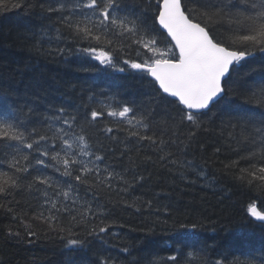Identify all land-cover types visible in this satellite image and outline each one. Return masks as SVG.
Instances as JSON below:
<instances>
[{
	"label": "trees",
	"instance_id": "trees-1",
	"mask_svg": "<svg viewBox=\"0 0 264 264\" xmlns=\"http://www.w3.org/2000/svg\"><path fill=\"white\" fill-rule=\"evenodd\" d=\"M121 2L126 11L136 14L148 7L147 0ZM5 3L6 7H0V108L22 113L32 109L29 129L42 127L45 118L60 108L82 120L86 112L97 107L98 101L113 103V106L115 102L130 106L135 102L138 107H145L144 102L151 101L150 106L155 108L153 121H160L165 109L172 115L177 114L175 99H160L149 84L151 78L142 79L141 74L131 69L117 71L80 53L78 49L89 47V42L74 40L61 23V13L47 11L49 7H56V0H5ZM150 13L151 9L149 23ZM225 31L226 26H217L211 34L218 38ZM160 39L164 47V36ZM56 49L64 51L57 54ZM250 50L253 55L236 66L232 81L226 86L232 89L226 97L231 103L225 105L221 101L212 106L186 148L182 145L179 151L165 149L174 153L169 161H161L159 157L163 153L155 152L146 143L138 152L129 154L132 165L127 155L121 159L119 151L108 153L107 162L117 171L134 167L135 173L145 179L129 194H98L99 203L110 213L109 220L115 221L108 233L102 234V239L89 235L84 226L73 227L71 233L60 231L67 224V216L62 217L63 225L53 228L33 219L40 202L35 188L31 192L22 188L7 198L0 197V204L4 205L0 207V264H100L102 258L108 259L109 264H151L152 261L186 264L189 251L199 252L207 264H212L221 255L229 260L234 257L243 260L250 254L264 255V227L250 221L245 214L249 202L264 201V190L237 179L240 169L260 164L258 158L240 159L247 156L252 146L241 142L242 133L247 132L237 117L245 114L242 110H250L247 114L256 120L264 113V107L249 101L251 91L264 87V53ZM113 119L105 115L96 122L97 128L112 127L114 132L107 135L123 139L125 133L115 131L117 125ZM92 131L95 142L105 149L113 147L105 134ZM180 131L192 130L185 127ZM131 143L136 145L134 139ZM4 159L0 155V161ZM173 160L177 163H171ZM232 161H238L236 166L225 168ZM3 168L7 170L6 163ZM201 171L205 176L198 175ZM39 174L30 170L21 183L26 185ZM43 174L62 184L73 182L53 168L44 169ZM131 177L129 172L127 178L131 180ZM79 191L84 196L86 188L81 186ZM134 198L139 200L130 206ZM149 200L151 209L142 204ZM193 223L198 227H181ZM24 224L30 226L34 236L26 234ZM17 232L19 236L15 235ZM73 239L83 243L70 245L68 242ZM124 248L129 252L125 253ZM172 255L177 256L175 262L167 260Z\"/></svg>",
	"mask_w": 264,
	"mask_h": 264
},
{
	"label": "snow or ice",
	"instance_id": "snow-or-ice-1",
	"mask_svg": "<svg viewBox=\"0 0 264 264\" xmlns=\"http://www.w3.org/2000/svg\"><path fill=\"white\" fill-rule=\"evenodd\" d=\"M147 2L148 7L139 14L126 11L121 0H56V7H49L47 11L61 13V23L74 40L89 42V47L78 49L80 53L117 71L131 69L141 74L142 79L151 78L149 84L160 99L175 98L176 115L165 109V116L160 121H153L151 117L155 108L150 106L151 101L144 102L145 107H138L135 102L131 106L115 102L113 106V103L98 101L97 107L86 112L82 120L60 108L45 118L42 127L29 129L27 124L31 120L28 117L32 109L22 113L12 108H0V155L5 158L0 161V197L7 198L22 188L29 192L35 188L40 202L33 219L41 220L50 228L63 225L62 217L67 216V224L60 227V231L71 233L73 227L84 226L89 235L102 239V234L108 233L115 221L109 220L110 213L99 203L98 194H129L145 179L135 173L134 167L117 171L107 162L108 153L119 151V157L122 159L127 155L132 165L129 154L138 152L146 143L155 152L163 153L159 157L161 161H169L174 153L165 152V149L179 151L182 145L186 148L202 127V117L211 111V107L221 101L225 105L231 103L226 97L232 89L226 86L232 81L236 66L253 55L250 49L264 53V0ZM12 6L19 7L18 4ZM0 7H6L5 0H0ZM149 9L151 23L148 22ZM217 26H226V31L218 38L211 34ZM161 35L164 36V47H161ZM63 51L55 50L57 54ZM133 53L134 58H131ZM125 56L129 58H123ZM249 101L264 107V87L251 91ZM242 111L245 114L237 119L243 122L247 134L242 133L241 142L249 143L252 150L240 159L258 158L260 164L240 169L237 179L264 190V113L256 120L247 114L250 110ZM105 115L114 118L115 131L125 133L123 139L107 135L114 132L112 127L97 128L96 122ZM120 125L125 127L120 128ZM185 127L192 131L181 132ZM93 129L95 134H105L113 147L105 149L104 145L95 142ZM132 139L136 141L135 146ZM25 149L29 151L25 152ZM4 163L7 170L3 168ZM237 163L232 161L225 168L235 167ZM46 168H53L62 176L72 178L73 182L62 184L44 175ZM30 170L41 174L24 185L21 181ZM129 172H132L131 180L127 178ZM198 175L205 176V173L201 171ZM81 186L86 188L84 196L79 191ZM137 200L139 198H134L130 206H135ZM142 204L149 209L152 207L150 200L142 201ZM0 207L4 205L0 204ZM7 210L12 211L11 208ZM245 214L250 221L259 222L264 227V201L249 202ZM24 227L28 236L35 235L29 225L24 224ZM181 227L195 229L198 225ZM9 235L13 233L9 231ZM68 243L80 245L83 242L73 239ZM123 251L128 253L129 249ZM167 260L175 262L177 256H169ZM257 261L264 264V255L250 254L243 260L239 257L229 260L226 255H221L212 264H257ZM100 264H109V260L102 258ZM186 264L207 262L199 252L189 251Z\"/></svg>",
	"mask_w": 264,
	"mask_h": 264
},
{
	"label": "water",
	"instance_id": "water-1",
	"mask_svg": "<svg viewBox=\"0 0 264 264\" xmlns=\"http://www.w3.org/2000/svg\"><path fill=\"white\" fill-rule=\"evenodd\" d=\"M248 58V57H247ZM173 99H175V98H173Z\"/></svg>",
	"mask_w": 264,
	"mask_h": 264
}]
</instances>
